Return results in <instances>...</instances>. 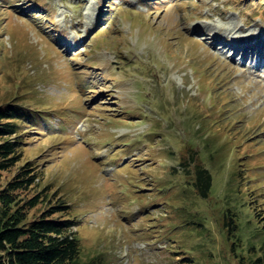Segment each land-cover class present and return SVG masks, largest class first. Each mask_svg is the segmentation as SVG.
<instances>
[{"label":"rangeland","instance_id":"374dc122","mask_svg":"<svg viewBox=\"0 0 264 264\" xmlns=\"http://www.w3.org/2000/svg\"><path fill=\"white\" fill-rule=\"evenodd\" d=\"M12 102L38 115L4 182L32 161L22 196L44 201L28 218L68 202L83 261L251 264L264 0H0V106Z\"/></svg>","mask_w":264,"mask_h":264},{"label":"trees","instance_id":"16d2710c","mask_svg":"<svg viewBox=\"0 0 264 264\" xmlns=\"http://www.w3.org/2000/svg\"><path fill=\"white\" fill-rule=\"evenodd\" d=\"M36 112L16 102L0 106V264H101L100 256L82 260L83 246L74 230L76 220L71 217L68 202L58 201L41 216L28 218L30 211L44 201L40 194L27 199L22 196L39 177L32 161L4 182V173L23 159L28 143L27 118L38 115L33 114ZM196 176L200 195L207 197L212 188L211 173L199 168ZM251 250L250 263L264 264V241L259 249L252 246Z\"/></svg>","mask_w":264,"mask_h":264},{"label":"bare ground","instance_id":"6f19581e","mask_svg":"<svg viewBox=\"0 0 264 264\" xmlns=\"http://www.w3.org/2000/svg\"><path fill=\"white\" fill-rule=\"evenodd\" d=\"M243 42L247 43V46H244L243 48H245V47L248 48L249 47L248 50H250L251 49L250 43H248V41L246 39H243ZM255 50H256V48H255ZM260 56H262V53H260Z\"/></svg>","mask_w":264,"mask_h":264}]
</instances>
